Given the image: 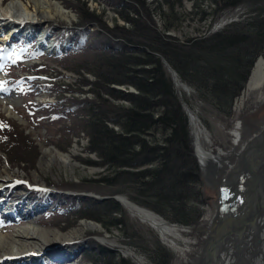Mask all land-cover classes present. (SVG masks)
<instances>
[{
  "label": "trees",
  "instance_id": "obj_1",
  "mask_svg": "<svg viewBox=\"0 0 264 264\" xmlns=\"http://www.w3.org/2000/svg\"><path fill=\"white\" fill-rule=\"evenodd\" d=\"M162 1L168 9L158 4L163 16L160 29L148 0L118 1L116 9L121 18L130 22L127 26L118 21L109 26L101 14L89 8L86 0H79L78 26L83 28L74 30L71 49L61 52L59 59H66L73 52L79 55L74 69L82 76L80 85H91L89 91L93 97L63 95L58 102L33 100L27 109L42 114L50 122L69 115L74 123L61 129L65 132L57 147L66 151L72 143L70 133L80 134L81 130L89 140L84 149L99 156L98 161L82 159L83 162L106 168L107 173L99 178L73 184L72 189L84 191L96 185L99 194H124L133 203L171 221L196 223L201 212L198 202L203 198L199 189L200 167L189 146L187 114L183 111L173 70L204 102L231 112L233 98L244 88L259 54L264 53V16L257 14L225 23L222 29L204 38L180 40L166 32L181 27L184 14L176 7L183 5V0ZM246 1L254 8L264 0H208L211 8H205L202 0H193L194 9L189 14L217 17L225 9L233 10ZM91 22H96L101 30L87 28ZM41 66L42 63L32 67L38 73ZM85 70L94 74L95 80L84 76L81 71ZM55 84L48 82L47 87L53 90ZM118 85L133 86L136 91L117 88ZM9 123L5 120L0 125V130L13 127L8 131L6 143H12L13 149L20 143L21 147L28 145L23 136L16 144L20 132H16L15 124ZM55 200H59L57 211L95 219L107 230L113 225L123 228L157 264L171 260L172 256L156 239L152 243L151 238L146 240L141 235V225L133 229L126 207L115 198L58 194ZM92 243L97 250L93 248L86 254L95 264L137 263L94 239Z\"/></svg>",
  "mask_w": 264,
  "mask_h": 264
},
{
  "label": "rangeland",
  "instance_id": "obj_2",
  "mask_svg": "<svg viewBox=\"0 0 264 264\" xmlns=\"http://www.w3.org/2000/svg\"><path fill=\"white\" fill-rule=\"evenodd\" d=\"M61 1L64 2L66 9L71 14V19L57 17L56 19H52L50 23L43 22V24L37 28V33H39V28L40 31L46 30L50 33L49 40L56 43L54 48L52 46L51 48L47 47L48 43L46 45H43L42 43L39 46V43H37L38 37L25 38L23 36L20 38V36H17L9 40V43L0 50V96H4L3 92L6 89L8 91H19V97L21 98L20 103L14 106L24 121L22 122L19 118L14 119L9 117L3 108V104L0 102V125H2L5 120L9 121L11 124H15L16 132L18 134L20 132V135H17L19 141L16 144L20 143V137L22 136L26 138L25 140H27L26 143L28 144L25 146L22 145L21 147L20 143L19 146L14 147L13 149V146H11L12 143H6V140L8 139V131L13 128L12 125L9 123L11 126L7 127V129L0 130V169L9 165L11 171L15 173V177H19L22 182H26L28 179L31 180L29 189L25 190V192L20 189H15L12 195L7 193L9 195H6L5 197L12 202L14 201V197L16 195H27L29 203H41L42 201H45L46 203L42 210L36 212L37 214L35 213L32 216L27 217V219L21 218L24 217V215L21 214L13 215V217H2L1 214L0 237H11V234L16 232L21 227H28L32 223L36 222L48 229L54 228L62 230V236L60 238H63L65 233L75 234L74 240H76L79 244V247L78 253L73 257V264H95L89 260L86 254L88 250L93 248L97 250L96 245L92 243V239H94V241L98 244L105 245L110 249L116 248V252L120 253L124 257L127 256L128 258H131L133 261L135 260L138 264H141L139 258L140 256L146 259V264H157L156 261L150 257L148 251L143 249L139 243L133 242L130 236H127L123 228L113 225L110 230H107L99 221L92 218V220L101 224L102 228L87 226L82 224L83 220L88 221L91 219L84 217L79 218L75 215L62 213L59 210L57 211L59 200L55 203H50V199L57 197V194L62 196H71V194H67L68 191L74 193L92 192L94 194L104 195L97 193L96 190H98V186L96 185H94V187L90 190L84 191H76L72 189V185L85 180H90L91 178H99L100 175L107 173L106 168L101 165L83 162L82 159L98 161L99 156L94 152L86 151L84 149L89 140L81 130L80 134L70 133L72 143L67 147L66 151L62 150L72 154L71 163H64L61 160H56L50 163L49 166L41 164V152L44 146H54L58 148L56 144L62 136H64L63 133L65 132H62L61 129H64L67 125H72L74 122L67 114L63 117L64 119L62 118L60 121L50 122V120L42 116V114L30 113V110L27 109V104L31 103L33 100L40 102L43 100L45 101L46 97H52L54 93L55 96L58 97V100L63 95L78 96L81 99L93 97L92 93L89 91L91 85L88 83H85V85L82 83L80 85L82 76L74 69L75 59L79 55H77L76 52H73V54L67 56L66 59H59V56L62 54L61 52L66 53L71 49L73 45L72 35L74 30L83 28L78 26L81 22V4L79 0ZM118 1L120 0H86L89 8H91V10H95L98 14H101L103 19H106L109 26L115 25L116 21H118L119 24L127 26L130 22L121 18L118 10L116 9L119 7L117 5ZM148 1L150 2L153 16L157 22V27L162 29L163 16H161V12L158 10V4L160 3L165 10L168 9V5L162 0ZM127 2H129V0H127ZM182 4L183 5H177L176 7L177 10L184 14V18L180 25L181 27L178 29H170V31L166 32L167 34H172L180 40L187 37L204 38L207 35L222 29L223 26L226 25L225 23L236 20H244L257 14L264 16V8H255L259 5L264 7V1L255 5L254 8L251 7L252 3L246 1V3L236 6L233 10L229 11L228 9H225L220 12V15L217 17L213 15L201 17L198 13L189 14L194 9L193 0H183ZM202 4L205 5V8H211L208 0H202ZM130 15H133L132 12ZM217 25H220V27H217ZM86 26L92 31L97 29L101 30L96 22L88 23ZM260 55L261 54H259V56ZM257 59L255 61H257ZM41 63L43 66H41V70L36 73L37 71L34 70L32 66L34 64L41 65ZM255 63L256 62H254V64ZM254 64L247 76L244 88H242L239 95L233 98L234 101L231 112L229 113L223 110L221 111L213 107L211 104L204 102L201 97L196 95V91L191 85H189L190 89L186 90L182 87L178 80H175L177 92L179 93L181 102L183 103V111L187 114V124L190 135L189 146L193 136L190 124V115L184 107L185 102L190 105L196 114L199 115L202 125L205 126L211 136V138L205 141L204 144L207 148L209 147L213 150L222 148L230 151L233 148V131L237 126V121L239 120H244L243 122H245L247 126H252L254 129L253 132H256L255 130H258L261 126H264V92L262 95L253 93L248 94L246 89ZM81 72L84 76L89 77L91 80H95L94 74L86 70ZM36 74H40L41 77H36ZM51 81L52 83L56 82L53 90L49 86L48 87L50 89L47 87L48 82ZM68 85L74 90H69ZM118 86H122L125 88L124 90L127 91H136L132 90L133 86H130L129 88H126L125 85ZM79 88H84V91H81ZM258 131H260V129ZM258 131L256 133H258ZM190 147L192 148V146ZM232 159L236 161L238 156L234 155ZM35 171H38L42 178H34ZM201 173L200 169L201 185L199 189L202 192L203 198L198 202L201 212L196 223L171 221L159 213L165 220L180 223L178 226L187 230L181 231L182 236L184 235L183 238L186 240L185 244L188 246H185L184 251L181 247V249H178L165 243L162 240L163 238H161V235H158L159 233L156 232V230L149 223L143 222L138 215L131 214V212L126 208L130 214V218L132 219L129 223L132 226H135L133 229L135 230L136 227V229H139L138 225H141V235L145 237L146 240L151 238L152 243H154V239H156V243L158 242L161 246H163L164 249L168 251L169 255L172 256L171 260L167 264L187 263V260L190 261L191 256H195L197 252L200 253L208 237L210 223L212 221L211 218L216 213L217 218H222L223 213L219 209L220 207L217 208L221 194L220 185H217V183L212 180H205L206 182L203 183L204 178ZM65 186L67 187L64 188ZM231 194L232 192L230 195ZM144 208L150 209L147 207ZM156 214L159 215L158 213ZM81 224L84 228L79 231L78 234V229ZM99 236L106 237V241L105 239L102 241ZM58 241L59 242L56 243H63L62 240ZM62 250L66 251L65 248ZM4 263H8V261H4ZM39 264L42 263L39 262ZM54 264H66V262Z\"/></svg>",
  "mask_w": 264,
  "mask_h": 264
},
{
  "label": "bare ground",
  "instance_id": "obj_3",
  "mask_svg": "<svg viewBox=\"0 0 264 264\" xmlns=\"http://www.w3.org/2000/svg\"><path fill=\"white\" fill-rule=\"evenodd\" d=\"M57 17L71 19V14L61 0H0V50L9 43V40L14 38L13 36H16L15 32H17V30L25 32L27 36H29L36 31L38 32L37 28L43 24V22L50 23L52 19H56ZM218 26L220 27V25H217V27ZM37 36L39 38V43H43V45L48 43L47 47L50 48L51 46L53 48L56 46V43L49 40L50 33L46 30L40 31L39 28ZM253 67L246 86L247 93L262 95L264 92V53L259 56ZM180 84L182 85L181 82ZM3 95L4 96H0V102L3 104V108L7 115L14 119L19 118V120L24 122L14 106L19 101L18 92H16V90L8 91L6 89ZM186 107L190 115L193 152L200 160V165L203 167L206 175L204 177L213 179L217 185H220L224 199L230 198L233 187H238L240 185V187L243 188L241 189L242 192L241 195H239L240 197L235 202V208L232 209L231 206H223L224 214H233L236 212L239 216L234 219V221L232 218L229 219L230 224H228V232L231 236H227L224 246L220 248V244L218 243V245L213 248L212 259L208 261L209 263L207 264H210L212 261L213 264H264V145L260 147V149L253 148L248 153L252 165L255 166L256 173L249 172L242 174V176L237 179L239 184L235 182H232V184L223 182L222 180L226 176L232 181L238 178L235 176V173H233L238 167L232 159L236 153L222 148L218 150L207 148L204 143L211 138L210 134L205 126L202 125L199 115L196 114L189 104H186ZM243 121L244 120L237 121V126L233 131V147H235L238 153L241 151L244 152L249 148L251 149L254 144H259L257 142L264 141V126L259 128L260 131H258L259 129L255 130L256 132L258 131V133H256L253 132L254 129L252 126H247ZM41 153V164L46 166H49L50 163L56 160H61L64 163H71L72 161L71 153L64 152L54 146H44ZM254 155H256V157ZM34 175L36 179L42 178L38 171H35ZM30 184V179L26 180V182H22L19 177H15V173L11 171L9 165L4 166L3 169H0V205H4L1 203L6 198L5 196L9 195L7 193L12 195L15 189H20L25 192V190L29 189ZM121 198L124 203L127 204L131 212L138 215L144 222L152 225L156 231H158V235H161L168 245L178 249L181 247L184 251L186 240L183 238L184 235L182 236L181 231L187 230L165 221L161 215H157L150 209H146L139 204L136 205L131 202L128 197V199L124 197ZM14 201V208H11L13 207V204H11L7 209H0V215L8 211L7 213L9 216H6V214L4 216L10 217L21 214L24 215V217L21 218L27 219V217L42 210L46 205L43 204L45 201L41 203H29L27 195H16ZM27 213L29 215H27ZM82 224L90 227L96 226L102 228V226L95 221L89 222L83 220ZM82 224L78 229V234L79 231L84 228ZM61 236L62 230L54 228L48 229L36 222L28 227H21L16 232H13L11 237L1 236L0 264H32L34 262L39 264V262H42L41 255L59 256L63 248H65L66 253L68 251L72 253L77 250L75 253L67 255V259L65 260L67 264H73V257L78 253L79 247V244L74 240L75 234L65 233L63 238H60ZM99 238L103 241L106 237L99 236ZM58 240H62L63 243H56L59 242ZM230 241L232 243H228ZM197 253L195 256H191L190 260L198 255L201 257L200 263L198 264H201L202 257L206 259L207 255L203 254V250L202 253ZM139 258L141 264H146V259L142 256ZM4 261H8V263H4ZM187 261V263L182 264H190V261Z\"/></svg>",
  "mask_w": 264,
  "mask_h": 264
},
{
  "label": "water",
  "instance_id": "obj_4",
  "mask_svg": "<svg viewBox=\"0 0 264 264\" xmlns=\"http://www.w3.org/2000/svg\"><path fill=\"white\" fill-rule=\"evenodd\" d=\"M173 70V69H172ZM173 73H174V76H175V80H178L179 83L181 82L182 83V86L186 88V90H189L190 89V86L186 83V82H183L181 81V79L179 78L177 72L175 70H173ZM119 88H122V89H125L123 88L122 86H118ZM117 87V88H118ZM132 90H135L134 87H132ZM184 107L186 108V111H187V107H186V102L184 104ZM188 113V111H187ZM264 142V141H263ZM263 142H257L259 144H254V146H252V148L249 150H245L244 152L241 151V152H237L235 147H233L231 149L232 152L236 153V155L238 156V159H236L235 161V164L238 166L237 169L234 170L233 173H235V176L238 177V178H235L233 179V181L228 178L227 176L222 180L223 182H228V184H232V182H235L236 184H239V181L237 179L240 178V176H242V174L244 173H256V169H255V166L252 165L251 163V160L249 159V155L248 153L254 148V149H260V147H262L264 145ZM190 146H192V140H191V144ZM192 151L193 150V146H192ZM194 153V152H193ZM257 155V154H256ZM256 155H254L256 157ZM194 157H196L197 161H198V166L200 167L201 169V174L204 178L203 180V183H205L206 181H210L212 180L214 182L213 179H210L208 177H204L206 176L205 173H204V170H203V167H201L200 165V160L199 158L196 156V154L194 153ZM260 161H262L261 159H259ZM234 164V165H235ZM234 167V166H233ZM232 176V174H231ZM206 180V181H205ZM221 188V187H220ZM241 188L240 185L238 187H233V190H232V194L230 195V198H225L224 199V195L222 193V188H221V194H220V197H219V202L217 204V208H219L221 210V212L223 213L222 214V218H217V213L214 215L212 221H211V224H210V230H209V234H208V237L205 241V245L202 247V250L204 251L203 254L207 255V258L206 259H203L202 257V261H201V264H207L209 263L208 261H210L212 259V256H213V253H212V250L215 246L218 245V243L220 244V248L222 246H224L225 244V241H226V238L227 236H231L229 235V225L230 222H229V219L232 218V220L234 221V219L238 218L239 215H237L236 212H234L233 214L231 213H225L223 212V206H231L232 209L235 208V202L238 200V198L240 197L239 195H241ZM67 194H71V195H83V196H92V197H96L98 199H108V198H115L120 204H123L130 212L131 210L128 208L127 204L124 203V201L122 200L121 197H124V198H127V196H125L124 194L121 195V194H116V195H98V194H94L92 192L88 193V192H79V193H74V192H67ZM128 199V198H127ZM132 202V201H131ZM223 204V205H222ZM222 205V207H221ZM154 212V211H153ZM131 214H134L131 212ZM159 214V213H158ZM135 215V214H134ZM160 215V214H159ZM162 217V216H161ZM163 218V217H162ZM141 219V218H140ZM142 220V219H141ZM89 222L91 221H94V220H88ZM143 221V220H142ZM167 221V220H165ZM144 222V221H143ZM167 222H170L171 224H176V225H179L180 223H174V222H171V221H167ZM101 225V224H100ZM182 225V224H181ZM152 226V225H151ZM184 226V225H183ZM153 227V226H152ZM186 227V226H185ZM154 228V227H153ZM155 229V228H154ZM156 230V229H155ZM158 232V231H156ZM162 238V236H161ZM163 240V239H162ZM164 241V240H163ZM165 242V241H164ZM166 243V242H165ZM228 243H232L231 241L228 242ZM227 245V244H226ZM116 249V248H114ZM202 250H201V253H202ZM200 256L197 255V257H194L190 260V264H198L200 263ZM210 264H213V261L210 263Z\"/></svg>",
  "mask_w": 264,
  "mask_h": 264
}]
</instances>
